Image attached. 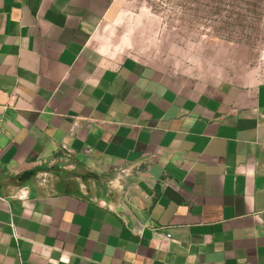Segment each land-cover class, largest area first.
<instances>
[{
  "label": "crops",
  "instance_id": "obj_1",
  "mask_svg": "<svg viewBox=\"0 0 264 264\" xmlns=\"http://www.w3.org/2000/svg\"><path fill=\"white\" fill-rule=\"evenodd\" d=\"M121 2L0 0V264H264V81L109 57Z\"/></svg>",
  "mask_w": 264,
  "mask_h": 264
},
{
  "label": "rangeland",
  "instance_id": "obj_2",
  "mask_svg": "<svg viewBox=\"0 0 264 264\" xmlns=\"http://www.w3.org/2000/svg\"><path fill=\"white\" fill-rule=\"evenodd\" d=\"M100 37L178 80L264 81V0H122Z\"/></svg>",
  "mask_w": 264,
  "mask_h": 264
},
{
  "label": "water",
  "instance_id": "obj_3",
  "mask_svg": "<svg viewBox=\"0 0 264 264\" xmlns=\"http://www.w3.org/2000/svg\"><path fill=\"white\" fill-rule=\"evenodd\" d=\"M139 186H140L142 189L147 190V186H146V184H145L144 182H141V183L139 184Z\"/></svg>",
  "mask_w": 264,
  "mask_h": 264
},
{
  "label": "built area",
  "instance_id": "obj_4",
  "mask_svg": "<svg viewBox=\"0 0 264 264\" xmlns=\"http://www.w3.org/2000/svg\"><path fill=\"white\" fill-rule=\"evenodd\" d=\"M0 123H1V119H0ZM2 133V128H1V124H0V134ZM127 171L126 170H121V174H123V173H126ZM24 195H22V197H23Z\"/></svg>",
  "mask_w": 264,
  "mask_h": 264
}]
</instances>
